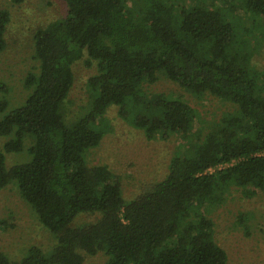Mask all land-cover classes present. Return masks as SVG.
I'll use <instances>...</instances> for the list:
<instances>
[{"label":"trees","instance_id":"trees-1","mask_svg":"<svg viewBox=\"0 0 264 264\" xmlns=\"http://www.w3.org/2000/svg\"><path fill=\"white\" fill-rule=\"evenodd\" d=\"M60 1L65 15L32 35L37 64L24 77L25 99L10 108L0 97V188L14 185L55 242L28 247L16 263L0 252V264H84L99 253L103 261L91 264H227L207 207L227 184L248 197L264 190V70L237 45L231 13L242 9L264 22V0H232L230 13L202 0ZM8 22L0 8V51ZM83 57L95 68L88 101L68 118L72 66ZM158 75L233 110L203 120L181 97L148 99L143 85ZM110 106L149 140L182 141L165 173L129 197L107 163L85 160L100 145L108 123L98 120ZM23 150L26 160L7 164V154ZM80 214L96 219L76 224Z\"/></svg>","mask_w":264,"mask_h":264},{"label":"rangeland","instance_id":"rangeland-1","mask_svg":"<svg viewBox=\"0 0 264 264\" xmlns=\"http://www.w3.org/2000/svg\"><path fill=\"white\" fill-rule=\"evenodd\" d=\"M231 1L202 0L205 7L219 6L227 11ZM0 8L9 13L6 43L0 51V97H5L8 107L12 108L25 99L28 90L23 85L24 77L37 64L32 58L34 31L64 16L66 7L60 0H23L18 4L0 0ZM231 15L239 29L235 30V34L239 40L241 38L237 45L251 55V64L257 70L263 71L264 22L242 9H235ZM84 60L85 57L74 62L72 66L74 82L64 103L68 118L83 113L88 101L86 81L94 74L95 68L93 65H85ZM142 91L148 99L150 94L155 93H170L181 97L197 110L203 120H218L233 110L228 101L209 96L197 97L161 75L153 83L144 84ZM98 123H108V126L100 145L90 149L85 160L89 165L107 163L121 176L125 197L137 194L141 185L161 177L166 171L169 158L182 149V141L177 137L155 136L147 139L142 131L119 117L117 106H110ZM194 125H197L196 121ZM4 141L5 137L0 136V146ZM28 144L26 141L24 147ZM26 158L27 154L23 150L20 153L7 154L6 162L13 164ZM221 167L223 166L217 169ZM217 194H221V201L215 206L207 207L206 214L213 221L214 239L225 250L227 264H264V190L248 197L234 184H227ZM239 215L244 216L241 223L237 222ZM95 219V215L80 214L74 222L79 224ZM54 242L52 234L38 221L16 187L9 185L0 188V252L6 254L12 263H16L28 247L37 246L48 250ZM103 259L102 253L87 256L84 264L101 262Z\"/></svg>","mask_w":264,"mask_h":264}]
</instances>
